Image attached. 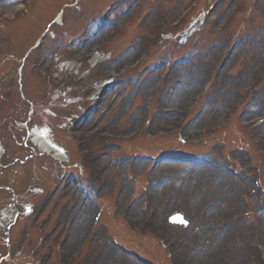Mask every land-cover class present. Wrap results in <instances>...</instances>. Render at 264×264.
<instances>
[{"label":"rangeland","instance_id":"rangeland-1","mask_svg":"<svg viewBox=\"0 0 264 264\" xmlns=\"http://www.w3.org/2000/svg\"><path fill=\"white\" fill-rule=\"evenodd\" d=\"M191 3L202 5L178 24V16ZM108 5L112 25L98 21ZM15 12L19 15L13 20ZM58 12L63 13V27L52 24L49 29L55 39L42 38L43 32L38 31L47 27ZM200 12L207 13L198 32L186 44L173 39ZM29 16L32 18L29 30L34 33L25 34L28 43L14 62L15 65L25 57L23 98L17 89L13 61L4 53H17L18 44L14 41L10 50V40L17 34L20 20ZM127 16L132 17L129 23L124 21ZM162 31L172 33V39L154 42L148 59L137 66L141 47L151 46L150 42ZM113 33L117 35L109 38ZM69 40L74 43L68 45ZM37 42H42L41 48L28 53ZM84 42L88 44L83 45ZM0 48V141L4 147L0 187H11L16 193L18 220L27 224L28 230L22 234L29 233L30 242L27 241L29 246L20 256L21 264H32L39 258L44 264H71L77 254L80 256L75 264H264V209L256 207L254 199L245 197L253 174L245 165L246 153L257 159L264 174V80H257L260 85L257 87L254 78L264 70V0H35L34 8L27 10L19 0H5L0 5ZM225 48L232 51L225 58L227 62L220 55ZM96 50L108 60L86 72L75 96L90 94L89 89L101 80L111 79L114 83L100 94L104 97L96 102L97 109L69 132L71 140L80 142L83 157L79 158L88 166L86 180L75 178V185L87 191L90 199L83 206L84 199L82 207L78 204L75 210L81 202L78 194L70 197L67 195L70 190L53 192L68 181L59 176L64 171L75 172L74 169L66 164L58 167L53 158L40 154L20 126L26 123L33 104L34 114L27 127H40L50 121L55 142L65 149L70 162H78V155L64 142L65 132L57 126L64 118L79 115L78 111L57 104L55 117L46 120L41 107L48 105L50 90L43 84L36 83L37 86L33 79L38 73H48L55 59L78 65ZM166 61L171 66L160 83L163 86L156 91V76ZM218 62L225 65L218 69L217 64L214 68L213 64ZM31 64L38 69L33 71ZM175 69L179 74L183 72L181 76L173 72ZM122 71L127 76L117 79ZM72 78L70 74L62 75L61 83H71ZM205 81L209 82L210 90L202 95ZM189 88L194 90L180 102L171 104V94L173 97L178 90ZM242 98L248 101L242 103ZM88 104L91 102L85 104L86 108ZM170 116L175 119L171 124L167 122ZM191 126L194 129L189 134ZM176 133L188 141L185 146L175 141ZM128 156H158L156 168L162 163L179 169L162 179L156 168L148 171L151 165L144 161L149 158L142 159L144 164L137 160L129 172L133 178L128 183L124 176L127 168H123ZM20 162L25 164L21 166ZM136 163L143 165V171ZM208 169L215 173L212 178ZM229 169L241 173L233 177ZM217 183L221 187L218 190ZM35 188L46 193L36 198L32 196ZM121 190L124 192L121 198L118 194L116 206L121 208L130 203V211L125 215L116 212L117 216L112 214L110 197ZM226 192L231 201L229 196H216ZM95 196L104 207V228L98 227L101 219L99 225L91 227L92 230L97 227L95 231L99 229L101 235L87 239L85 231L96 210ZM11 202V194L0 191V211L6 210ZM26 202L35 204V216L40 217L36 224H44L42 218L49 215V228H57L56 237L44 247L36 246L35 225L30 227L36 218L27 220L21 214L19 207ZM86 209L87 217L79 236L69 243L77 227L74 213ZM176 214H182L184 223L173 220ZM2 233L0 254L18 253L20 242L14 241L15 245L11 242L9 248ZM109 236L115 237L123 250L113 247ZM63 241L64 254L59 261L48 253L47 247L53 249ZM124 251H130V255L122 254ZM215 251L219 254H214ZM2 264H19V259Z\"/></svg>","mask_w":264,"mask_h":264},{"label":"bare ground","instance_id":"bare-ground-1","mask_svg":"<svg viewBox=\"0 0 264 264\" xmlns=\"http://www.w3.org/2000/svg\"><path fill=\"white\" fill-rule=\"evenodd\" d=\"M88 44V42L86 43V45ZM94 60H97V58H94ZM174 72H176V73H178V70H174ZM183 72H180V74L178 73V75L179 76H181V74H182ZM194 90V88H189V89H187V90H178V92L177 93H175L174 95H173V97H171V104H174L175 102H180L181 100H183V96H185V95H188L189 93H191L192 91ZM170 103V102H169ZM252 111H254V110H252ZM174 118L172 117V116H170V118L167 120V122L169 123V124H171V123H173L174 122ZM197 122L198 123H200L201 122V119H198L197 120ZM161 127H164V126H161ZM165 128H166V126H165ZM192 129H194V127L193 126H191V127H189V129H188V133L190 134L191 132H192ZM46 130L47 129H43V130H41V131H38V132H34V133H32V137L34 138V141H35V143L39 146V147H41L45 152H47V153H52L54 156V158L56 159V160H62L63 159V157H65L66 158V156L65 155H63V152L61 151V149H59V147H57V146H55L54 144H52L51 145V147H49V145H47L46 144V142H45V140H43V142H44V145H43V143H42V141H41V137L42 136H45V134H47V132H46ZM30 137H31V135H30ZM31 137V138H32ZM2 154V148H0V155ZM178 167H176V166H171V164H159L158 165V167L156 168V172H157V174L158 173H160L161 174V178L162 179H164L166 176H168V175H172L173 173H175V171H178ZM203 170H207V168H204ZM195 172V171H194ZM209 174H210V176H211V178L213 177V175L215 174L212 170H209L208 169V171H207ZM149 178H152V176H148ZM207 180V179H206ZM180 181H182V179L180 180ZM221 187H220V184L219 183H217V188H216V190H218V189H220ZM164 191H166V188H165V190ZM214 194V193H213ZM212 194V195H213ZM216 196L217 197H220V198H227L229 195H228V193L226 192V194L225 195H220V194H217L216 193ZM228 200H230L231 201V195L229 196V198H228ZM228 210H229V208H228ZM87 209L77 218V221H76V225H77V227H75V230H74V232L70 235V239H69V243H73L75 240H76V238L79 236L78 234H79V232H80V229H81V227H82V224L84 223V221L86 220V217H87ZM200 232H201V230H200ZM114 252V251H113ZM106 254H107V256H108V254H110V250H108V252H106ZM214 254H216V255H218L219 254V252L218 251H215L214 252ZM106 256V255H105ZM110 256V255H109ZM234 262H229V264H233Z\"/></svg>","mask_w":264,"mask_h":264},{"label":"snow or ice","instance_id":"snow-or-ice-1","mask_svg":"<svg viewBox=\"0 0 264 264\" xmlns=\"http://www.w3.org/2000/svg\"><path fill=\"white\" fill-rule=\"evenodd\" d=\"M175 222H180V223H184V221L182 220V218H174Z\"/></svg>","mask_w":264,"mask_h":264}]
</instances>
